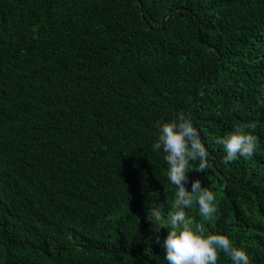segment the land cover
I'll list each match as a JSON object with an SVG mask.
<instances>
[{
    "label": "trees",
    "instance_id": "obj_1",
    "mask_svg": "<svg viewBox=\"0 0 264 264\" xmlns=\"http://www.w3.org/2000/svg\"><path fill=\"white\" fill-rule=\"evenodd\" d=\"M179 114L217 207L186 215L264 264V0H0V264H167L152 146ZM234 132L251 157L225 159Z\"/></svg>",
    "mask_w": 264,
    "mask_h": 264
},
{
    "label": "clouds",
    "instance_id": "obj_2",
    "mask_svg": "<svg viewBox=\"0 0 264 264\" xmlns=\"http://www.w3.org/2000/svg\"><path fill=\"white\" fill-rule=\"evenodd\" d=\"M157 129L152 150H162L164 153L167 180L175 186L176 191L172 210L166 217L158 208L150 209L148 215L156 232L167 230L161 244L167 264H217L218 252L228 256L231 264H250L246 250L234 246L224 235L206 233L204 223H197L186 215L185 210L194 203L198 205L199 215L204 220L211 219L217 212L214 193L202 186L200 179L189 181L191 162H198L199 169L203 171L208 157L200 133L191 118L179 114L171 120L159 122ZM255 139L250 133L234 132L217 138L215 143L223 147L225 159L233 161L238 156L251 157ZM189 183L190 190L187 187ZM156 242L160 243L159 238Z\"/></svg>",
    "mask_w": 264,
    "mask_h": 264
}]
</instances>
